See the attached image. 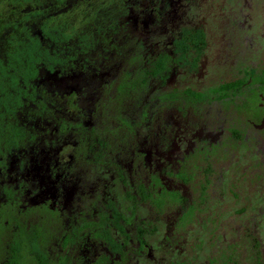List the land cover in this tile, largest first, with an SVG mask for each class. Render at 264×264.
<instances>
[{"label":"rangeland","instance_id":"obj_1","mask_svg":"<svg viewBox=\"0 0 264 264\" xmlns=\"http://www.w3.org/2000/svg\"><path fill=\"white\" fill-rule=\"evenodd\" d=\"M151 8L140 16L139 37L116 28L129 12L126 0H0V52L24 35L23 25L33 31L48 19L63 22L77 48L82 34L89 44L81 43L87 51L70 66L83 93L63 94L66 88L52 77V90L43 96L71 125L87 124L75 128L59 154L71 165L70 187L60 194L43 157H31L23 172L7 159L0 164V264L14 234L23 243L21 264H38L31 252L35 229L49 264H108L97 235L111 224L102 220L110 216L106 198L127 216L129 246L137 249V226L150 212L131 210L120 171L131 190L148 178L165 185L158 186L165 202L158 231L146 236L141 254L130 251L137 264H233L231 258L251 264L250 231L260 237L264 257V128L254 125L264 116L258 81L264 78V0H179L176 9ZM196 23L208 35L204 72L183 71L165 86L139 84L146 58L170 51L180 29ZM240 77L250 85L231 99L196 104L187 96ZM95 132L109 141L102 164L85 160L81 135ZM206 159L216 176L203 202L192 201L191 189L174 176L165 177L164 170L189 161L191 171ZM174 189L187 197L183 207L172 202ZM191 203L199 206L184 227L179 219Z\"/></svg>","mask_w":264,"mask_h":264},{"label":"trees","instance_id":"obj_2","mask_svg":"<svg viewBox=\"0 0 264 264\" xmlns=\"http://www.w3.org/2000/svg\"><path fill=\"white\" fill-rule=\"evenodd\" d=\"M170 1L126 0L129 12L123 17L122 25L116 28L125 26L124 28L131 31L132 35L144 37L142 31L140 32L137 28L139 19L141 21L144 17L143 15L141 18V14L148 7H152V11L166 5L172 10L173 5L169 4ZM40 12L36 10L34 14ZM134 12L135 16H133ZM22 29L25 30L24 35L15 36L12 46L0 52V164L7 159L9 166H13L15 162L18 172H23L25 167L31 164V157H43L44 163L48 165L50 176L56 175L53 176L57 178L56 188L63 195V191L70 187L72 181V177L70 178L71 165L61 160L59 154L63 146L69 143L75 128L87 124L76 120L77 122L71 125L73 122L65 120V116L60 113V108L58 111L56 108L53 110V106H48L43 102L46 100L43 96L52 90L50 87L53 83L52 77L59 79L61 85L66 88L67 92L63 94L83 93L82 86L78 87V82L73 76L74 70L70 66H74V61L80 52L87 51L81 43L86 47L89 45L86 42L88 35L85 33L79 36L80 42L77 48L73 43L75 36L67 30L63 22L48 19L33 31L26 24L22 26ZM207 48L208 35L204 24L196 23L181 28L171 42L170 51H162L146 58L142 66L144 74L139 84L154 80L158 85L165 86L183 71L202 74ZM258 81L264 84L263 77H260ZM249 85V79L240 77L221 82L208 92L187 91V96L196 104L227 100L242 93ZM231 134L236 138L235 140L242 136L237 128H233ZM81 137L84 141L86 162L89 164L104 163L109 150V141L96 132L92 135L82 134ZM201 153H205L204 148H201ZM189 164L187 161L177 171H174L172 167L168 171L164 170L165 177L168 176V179L174 176L188 190L191 189L192 201L194 197H198L200 202H203L206 200L207 189L216 176L215 168L210 159H206V162L201 165L194 166L191 171L188 169ZM122 175L120 171L119 177L126 186L125 196L130 203L131 210L135 213L139 209L146 208L150 212V217L141 218L137 226V249L129 246L130 235L124 224L128 221L127 216L111 198L104 200L105 206L110 209V216L102 219L104 223L109 221L111 224L99 230L97 235L105 245L104 255L108 264H137L130 251L136 255L141 254V251L148 245L146 236L158 231L161 213L165 207V202L158 197V189L160 190L158 186L165 187V185L160 177L148 178V180L140 181L136 190H131L126 178ZM180 190H169V193L172 202L183 207L187 197L182 195ZM197 191H199L198 194H196ZM196 206L199 205L189 204L186 211L181 214L179 220L182 226L186 227L193 222ZM113 230L118 232L119 237ZM246 236L255 248V260L251 264H264L260 237L252 231ZM9 246L4 264H21L22 240L14 234ZM31 252L38 264H49L48 257L39 244V233L36 229L31 236ZM231 260L233 264H250L239 262L234 258Z\"/></svg>","mask_w":264,"mask_h":264},{"label":"flooded vegetation","instance_id":"obj_3","mask_svg":"<svg viewBox=\"0 0 264 264\" xmlns=\"http://www.w3.org/2000/svg\"><path fill=\"white\" fill-rule=\"evenodd\" d=\"M169 1H170V0H169ZM175 1H176V0H175ZM175 1H174V0H171L170 3H169V4L173 5L174 9H176V5H175L176 2H175ZM256 7H260V8H261V5L258 4V5H256ZM137 21H138V20H137ZM138 22H139V25H140V22H141V21L139 20ZM263 72H264V71H263ZM261 107H262L263 112H264V105L261 104ZM254 125H255V124H254ZM55 176H56V175H55ZM54 179H55L56 182H57V178L54 177ZM146 246H147V245H146Z\"/></svg>","mask_w":264,"mask_h":264},{"label":"water","instance_id":"obj_4","mask_svg":"<svg viewBox=\"0 0 264 264\" xmlns=\"http://www.w3.org/2000/svg\"><path fill=\"white\" fill-rule=\"evenodd\" d=\"M255 126L259 129L264 128V116L262 117L260 123L255 124ZM152 252L151 249L149 248L148 255L151 256Z\"/></svg>","mask_w":264,"mask_h":264}]
</instances>
